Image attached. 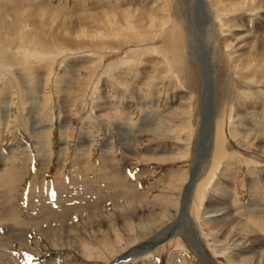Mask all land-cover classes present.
<instances>
[{
    "label": "rangeland",
    "instance_id": "obj_1",
    "mask_svg": "<svg viewBox=\"0 0 264 264\" xmlns=\"http://www.w3.org/2000/svg\"><path fill=\"white\" fill-rule=\"evenodd\" d=\"M0 264H264V0H0Z\"/></svg>",
    "mask_w": 264,
    "mask_h": 264
},
{
    "label": "bare ground",
    "instance_id": "obj_2",
    "mask_svg": "<svg viewBox=\"0 0 264 264\" xmlns=\"http://www.w3.org/2000/svg\"><path fill=\"white\" fill-rule=\"evenodd\" d=\"M178 48H180V47H178ZM204 50V49H203ZM175 51H177V50H175ZM205 70V78L206 79H208V78H210V73H209V71H211V70H208V68H206V69H204ZM211 81V80H210ZM206 82H207V89H206V91L209 89V82L206 80ZM211 97V92L209 93V91H208V98H210ZM226 105V104H225ZM206 106V111H207V109H208V111H207V116H208V114L209 115H211V113H209V111H210V104L208 105V103L205 105ZM218 115V114H217ZM208 118H209V116H208ZM213 118V117H212ZM209 121V120H208ZM221 121H222V118H220L217 122H216V125H214L215 126V130H217V132H219V134H220V131H219V127L221 126ZM204 123V122H203ZM207 128H208V126H207ZM222 128V127H221ZM36 129V128H35ZM208 131V130H207ZM226 134V133H225ZM203 135V134H202ZM209 136H210V133L208 134ZM221 135V134H220ZM217 136V135H216ZM216 136H215V143H216V140H217V138H216ZM208 138H210V137H208ZM121 139V138H120ZM219 140H221V139H219ZM207 143V142H206ZM214 143V144H215ZM218 143V142H217ZM208 145V144H207ZM204 146V145H203ZM202 147V146H201ZM208 152V151H207ZM206 152V153H207ZM202 154V153H201ZM214 154V153H213ZM221 154H223V153H221ZM220 154V150L218 151V155L217 154H215V159L219 156V157H222V155ZM217 156V157H216ZM206 157V156H205ZM205 157H204V159H205ZM203 158V157H202ZM211 158H213V157H211ZM210 158V159H211ZM209 160V159H208ZM213 160V159H212ZM206 161V160H205ZM206 167H207V165H205ZM200 167V166H199ZM205 167V168H206ZM205 168H204V170H205ZM196 172V171H195ZM201 173H202V171H201ZM194 175V174H193ZM195 178V177H194ZM196 182V181H195ZM191 183V182H190ZM192 185H193V183H192ZM192 185L191 186H189V188H188V190H186V198H188L189 197V195H190V191H191V189L193 188L192 187ZM201 185V184H200ZM186 187V186H185ZM185 189V188H184ZM192 198V197H191ZM185 204V203H184ZM257 204V203H256ZM259 204V203H258ZM188 205V204H187ZM225 205V204H224ZM182 206V205H181ZM188 207V206H187ZM182 208H183V206H182ZM216 209V208H215ZM183 211V210H182ZM217 212V213H216ZM152 213V212H151ZM180 213V212H179ZM211 213V212H210ZM215 213L216 214H212L211 216L209 215L208 217H210V218H208L207 217V219H206V221H210L211 219L216 223V222H218V223H222V222H226L227 220H228V218H226V217H228L227 216V214L225 213V212H220L219 210H217V211H215ZM182 218V217H181ZM188 218V217H187ZM233 218V217H232ZM178 219V218H177ZM176 219V220H177ZM210 219V220H209ZM191 220V219H190ZM176 223V222H175ZM186 223V222H185ZM102 224H103V222H102ZM192 225V224H191ZM211 226V225H210ZM98 228V227H97ZM176 228V227H175ZM183 228H185L184 226H183ZM240 228V227H239ZM244 228V227H243ZM242 229V228H241ZM62 231V230H61ZM241 231V230H240ZM243 231V230H242ZM52 233V232H51ZM71 235V234H70ZM170 235V234H169ZM176 235V234H175ZM171 236V235H170ZM255 236V235H254ZM159 237V236H158ZM167 237V234H165L164 236H162V237H160V239H157V240H150V242L149 243H146V244H144V245H141L140 246V248L139 249H136L137 251H135V253L133 254V253H129L127 256H125V258L124 259H128V258H135V256H137V255H139L138 253H141V252H145V253H147L148 251H150L151 249H153V248H156V246H158L159 244H161V243H163L164 241H165V238ZM70 238V237H69ZM235 238H237L238 240L239 239H244V237L243 238H239V237H235ZM249 238V237H248ZM260 239V238H259ZM237 240V241H238ZM195 241H197V239L195 240ZM194 241V242H195ZM244 241V240H243ZM253 241V240H252ZM188 242V241H187ZM194 242L192 241V243L194 244ZM256 242V241H255ZM261 242V241H260ZM259 242V243H260ZM196 243H198V242H196ZM240 245V244H239ZM250 245V244H249ZM203 246V245H202ZM202 246H201V244L199 245V243H198V247L200 248V250H202V252L204 253L205 251H204V249L202 248ZM256 246V245H255ZM252 247V246H251ZM253 247H254V245H253ZM247 248V247H246ZM140 250V252H138ZM196 250V249H195ZM252 250V249H251ZM253 252H254V250H253ZM257 258H259V257H257ZM259 263V262H258Z\"/></svg>",
    "mask_w": 264,
    "mask_h": 264
}]
</instances>
